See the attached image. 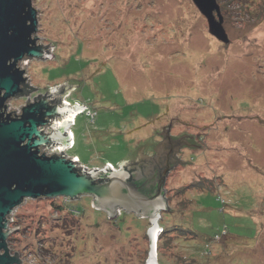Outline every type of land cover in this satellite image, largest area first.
<instances>
[{
    "label": "rangeland",
    "instance_id": "374dc122",
    "mask_svg": "<svg viewBox=\"0 0 264 264\" xmlns=\"http://www.w3.org/2000/svg\"><path fill=\"white\" fill-rule=\"evenodd\" d=\"M32 1L38 41L53 45L51 57L24 61L36 87L30 95L76 83L61 101L84 105L66 128L73 145L61 152L88 168L107 160L116 166L134 161L140 145L153 153L164 131L192 133L200 145L181 148L183 161L167 170V208L157 225L173 219L196 236L156 248V258L264 264V15L252 18L259 0L221 11L227 41L208 32L192 0ZM26 97L10 98L8 108L18 109ZM201 176L213 177L202 178L206 188L175 194ZM52 202L28 197L8 216V227H17L7 246L18 264H146L148 216L123 209L108 216L89 194L70 200L76 217ZM190 255L192 262L184 260Z\"/></svg>",
    "mask_w": 264,
    "mask_h": 264
},
{
    "label": "water",
    "instance_id": "95a60500",
    "mask_svg": "<svg viewBox=\"0 0 264 264\" xmlns=\"http://www.w3.org/2000/svg\"><path fill=\"white\" fill-rule=\"evenodd\" d=\"M32 2L0 0V264L20 263L17 251L12 254L7 246L12 228L17 227H8L11 219L8 216L25 198L64 196L74 199L83 194L91 195L92 205L107 212L108 216L121 209L148 216L151 225L146 231L150 247L145 263L159 264L155 244L160 228L157 219L160 211L167 208L164 182L170 167L150 173L140 165L135 168L126 165L152 157L154 149L147 154L140 145L134 161L122 160L116 166L106 163L91 168L77 165L72 155L56 151L47 153L48 146L62 148L70 143L66 128L72 112L80 105L75 102L69 105L61 99L76 83L63 82L46 89L44 94L37 93L39 96L33 99L27 98L16 110L8 108L10 98L26 94L28 74L24 61L52 56L53 43L43 45L38 41L41 36L36 33L37 8ZM192 2L206 18L208 32L227 41L219 2ZM60 88H64L62 92L58 91ZM180 133H183L184 142H194L187 146L200 145L192 133L184 130Z\"/></svg>",
    "mask_w": 264,
    "mask_h": 264
},
{
    "label": "trees",
    "instance_id": "16d2710c",
    "mask_svg": "<svg viewBox=\"0 0 264 264\" xmlns=\"http://www.w3.org/2000/svg\"><path fill=\"white\" fill-rule=\"evenodd\" d=\"M217 1H220V8H221V11L223 14H227L228 12H230L231 8H233V4H235V2L237 3H240L241 1H249V0H217ZM251 1V0H250ZM253 1H257V0H253ZM253 15H252V18H258L259 16L261 15H264V0H259L253 7ZM259 19V18H258ZM25 87H26V92L25 93H28V92H31V91H34V87L30 84H28L27 82L25 83ZM64 88H60V90H63ZM39 96V95H37ZM76 101V100H75ZM74 101V102H75ZM80 103V102H79ZM107 162H110L107 160ZM216 177H219L220 175L219 174H215ZM202 178H206V180L208 182L209 179L213 178L212 176H201V177H197V178H194L192 181H189L188 183H182L181 185L179 186H176L175 187V194H183V192H185V190L189 187H199L201 189L203 188H206L205 186H201V182H202ZM56 198V197H55ZM70 200L71 199H68L67 201L63 200L61 196L57 197L56 200H53L52 198V205L53 207L55 208L56 211H61V212H64V213H69L71 216H74L76 217L77 214H75L74 211L71 210V203H70ZM188 200H190L188 198ZM173 211V209L169 210L168 212H171ZM161 222V221H160ZM162 223V222H161ZM160 231L158 233V236H157V244H156V248L157 250L160 249V246L163 247H168L171 245V243H176V241H174L176 238H182V237H190V236H196L195 234V231H193L192 229H190L188 226H185L179 222H176L175 220H168L167 222L165 223H162V225L160 226ZM225 229V232L220 234V236H222V234H226L227 233V230L226 228H223ZM217 233H215L216 235ZM143 237H146V233L144 232L143 233ZM163 238L162 240V244L160 243V239ZM215 238V237H214ZM217 239V238H215ZM206 252L210 254V246H209V243H206ZM209 246V247H207ZM205 252V253H206ZM206 253V254H207ZM159 254V252L157 253V255ZM160 256H157V260L160 263ZM186 259L184 260H188V261H191L193 258L195 257H185ZM185 262V261H183ZM192 262V261H191ZM200 262H203V261H199L197 260V263L200 264ZM205 262V260H204ZM188 263V262H187ZM186 263V264H187Z\"/></svg>",
    "mask_w": 264,
    "mask_h": 264
},
{
    "label": "flooded vegetation",
    "instance_id": "af4514ba",
    "mask_svg": "<svg viewBox=\"0 0 264 264\" xmlns=\"http://www.w3.org/2000/svg\"><path fill=\"white\" fill-rule=\"evenodd\" d=\"M58 91L62 92V90ZM182 136L183 133L171 134L168 130L162 132V139L152 145L155 152L152 157H145L143 160H139V162L137 161L134 165H126L130 166V168H135L140 165L142 169L148 170L150 173L156 169L161 170L166 166H169L170 168L174 167L176 161H179V157L177 158L179 150L189 143H194L191 141L184 142Z\"/></svg>",
    "mask_w": 264,
    "mask_h": 264
},
{
    "label": "built area",
    "instance_id": "2783aa9c",
    "mask_svg": "<svg viewBox=\"0 0 264 264\" xmlns=\"http://www.w3.org/2000/svg\"><path fill=\"white\" fill-rule=\"evenodd\" d=\"M32 92V91H31ZM31 92H28V93H26V94H23L24 96H27L26 98H25V100L28 98V100H30V99H33V97H31ZM24 100V101H25ZM63 102H66L67 104H69V105H71V102L68 100V101H65V100H63ZM75 103H76V105H80V108H78L76 111V113H79V112H81L83 109H84V105L82 104V103H79V102H77V101H75ZM73 104V103H72ZM76 113H75V115H76ZM87 114L89 115V116H93V114H94V112L92 111V110H90V109H88L87 108ZM75 115H74V117H73V119H71V124L74 122V118H75ZM46 129H48V128H46ZM70 129V128H69ZM69 134H70V136H69V138H70V143L69 144H67L68 146H72L73 145V140H74V136H73V132H72V130L70 129V131H69ZM46 149H50V150H52V151H56V152H61V151H63V149H60V148H55V147H50V146H48ZM73 157H74V159H75V161H77V165H81V166H83L84 164L79 160V157L77 156V155H72ZM108 164H110V163H108ZM110 165H112V164H110ZM113 166V165H112ZM85 168H88L86 165H85ZM68 199H70L69 197H64L63 196V200H65V201H67ZM71 210H73L72 209V207H71ZM222 232H225V229H223L222 230Z\"/></svg>",
    "mask_w": 264,
    "mask_h": 264
},
{
    "label": "bare ground",
    "instance_id": "6f19581e",
    "mask_svg": "<svg viewBox=\"0 0 264 264\" xmlns=\"http://www.w3.org/2000/svg\"><path fill=\"white\" fill-rule=\"evenodd\" d=\"M77 109H78V108H77ZM77 109H76V110H77ZM74 112L76 113L77 111H73V112H72L71 118H69V120H70V119H73L72 117H74L73 115H75ZM70 129H71V128H70ZM70 129H67V131H68V130L70 131ZM67 146H68V145H67ZM63 148H64V147H62V148H60V149H63Z\"/></svg>",
    "mask_w": 264,
    "mask_h": 264
},
{
    "label": "crops",
    "instance_id": "0c3cea01",
    "mask_svg": "<svg viewBox=\"0 0 264 264\" xmlns=\"http://www.w3.org/2000/svg\"><path fill=\"white\" fill-rule=\"evenodd\" d=\"M77 101V100H76ZM74 136V135H73ZM73 142H74V140H73ZM76 155V154H75ZM108 163H110V164H112L111 162H108ZM113 165V164H112Z\"/></svg>",
    "mask_w": 264,
    "mask_h": 264
}]
</instances>
